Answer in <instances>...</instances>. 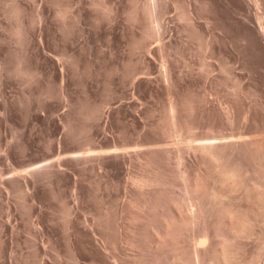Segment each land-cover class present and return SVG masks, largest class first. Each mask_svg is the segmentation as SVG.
I'll use <instances>...</instances> for the list:
<instances>
[{
    "label": "rangeland",
    "instance_id": "obj_1",
    "mask_svg": "<svg viewBox=\"0 0 264 264\" xmlns=\"http://www.w3.org/2000/svg\"><path fill=\"white\" fill-rule=\"evenodd\" d=\"M257 12L264 17V0H0V264H113L98 251L108 237L118 239L122 264H151L136 262L128 245L155 238H147V214L131 206L133 178L160 168L169 193L186 197L180 171L194 172L193 134L264 142ZM21 24L23 36L16 34ZM158 25L156 38H141ZM189 94L196 108L185 99L183 114L202 124L175 137L165 124L169 106ZM209 199L214 218L221 204ZM259 235L243 240L250 264H262Z\"/></svg>",
    "mask_w": 264,
    "mask_h": 264
},
{
    "label": "bare ground",
    "instance_id": "obj_2",
    "mask_svg": "<svg viewBox=\"0 0 264 264\" xmlns=\"http://www.w3.org/2000/svg\"><path fill=\"white\" fill-rule=\"evenodd\" d=\"M153 1L155 2V0ZM17 10H19L18 7ZM67 10L69 11V9ZM147 12L154 16V14L156 13V8H153L152 5H150ZM255 17H256L255 19H257L258 21L257 25H259L260 32L264 35L263 13L257 12L255 14ZM23 25L21 24L18 26L16 30L17 32L16 34H21L23 36L24 31H27L24 28L25 25L24 26ZM151 27L150 29L152 32ZM155 27L153 28V32H152L153 34L149 32L150 30L149 31L147 30L148 32L144 33V36L142 35L141 38L143 37L142 39H146V38H150L153 35L156 38L158 34H161L162 29L160 30L159 25L158 28ZM251 34L249 37L248 35L247 37H245L246 34H244L243 40L245 41V45H247L246 43L248 41L251 42L252 39L250 38ZM213 37L214 38L212 40H210L209 42L207 41V43L209 45L212 44V46H214V43L218 38L216 35H214ZM258 42L260 43V41ZM230 43L233 44L234 42L231 41ZM253 43L254 42H252V44ZM252 44H250V46ZM247 46L249 49L250 46L249 45ZM165 48H166L165 44L164 45L162 44L160 46V52H161L160 55L162 56L161 58H163V63L161 64L162 67L163 65L164 67H166L165 69L167 71L166 76L164 78L166 79V81H168V84H166L168 94L173 95L174 94L173 86L176 87V84L173 85L175 81L173 75V68L171 67L170 63H168L167 56L165 55L166 52ZM69 60L72 59L70 58ZM22 67H20L19 69L18 66L17 72H19V74H21ZM23 72L30 73L27 71H22V73ZM190 95L191 94H189V96L186 95L185 98H182L181 96L177 95V97L175 96L176 99H174V101L172 100L170 103L169 112H168L169 115H167L166 117L168 122L165 121L166 122L165 124L166 125L167 123L169 124L170 130L173 133V136L175 134V137L177 136L176 133L178 132L181 133V131L183 132L185 128L188 129L192 127L193 130L194 127L197 124H199L197 119L195 118L190 119L188 118L189 115L186 117V115L183 114V107H184L183 104L187 101L185 99H188V101L190 102L189 103L190 109L196 108V107L193 108V105L195 104L194 101L196 96L193 98L194 94H192V96ZM92 109L94 111L96 110L93 107L92 108L90 107V110ZM97 111L98 110H96V112ZM252 111L251 109H249L245 114V119L247 123L249 122L251 123L254 120ZM192 112H194V110ZM228 113L226 114L229 115L228 118L229 121L230 119L233 120L234 119L233 114H230L229 110ZM96 114L97 113L94 114L92 113L93 115L92 117L93 118L96 117L95 116ZM194 114L195 113H193L192 115ZM203 119H205V117ZM200 124H202V122ZM212 126L215 127V123H213ZM171 132H169V134H171ZM239 136L240 138L234 139L233 137H231V139L229 140L227 138L225 139L222 136L220 137L219 134L213 133V135L193 134V136L189 138L191 139V141L188 142L189 145L187 144L189 149L188 152H190V154H193L195 156L196 159H194V161L196 160V162L193 165L194 166L193 173L192 171L189 172L188 170L189 168L187 169L185 166H184L185 168L183 167V169L180 171V175L184 180L183 182H184L185 193L188 194V196L186 197H184L185 194L184 196L179 194L178 195L174 194V190H173V194L169 193L170 189L168 191L167 186L168 185L171 186L172 184L167 180L168 179L167 176H165L163 170L160 168L159 170L155 168V170L153 169L150 171L148 167V171L138 174L133 178L134 189L131 197L132 198L131 206L136 210L137 209L142 210L143 212L141 213L147 214L145 216L148 219V225H149L148 227L150 228V230H147L149 231L147 238H149V236L155 237L151 240L149 239L146 240L144 244H142V242L139 243L140 241L139 242L135 240L129 241L128 245L130 246L129 248L131 249L130 253L136 256L134 257L136 262H137L136 258L140 257V259L138 260L144 259L145 261H148V263L150 262L151 264H250L249 262L245 261L246 260L245 258L243 259V257L245 256V248H243V244L246 243V241L243 240L244 238L247 239L253 237L254 235H259V234L264 235V229L258 228L261 222H264V142L257 140V138L252 139L250 137L251 138L250 139L246 136L247 138L245 137L246 139H244L242 135L243 137L242 139L241 135ZM101 153L98 152L97 155H101ZM146 153L148 155L150 152H146ZM148 156L149 157L147 158H150L151 155ZM152 158L154 159V157ZM179 158H180L179 160L180 164H183V160H184L183 151H179ZM147 164L151 165L153 164V161L151 159H148ZM193 166L191 168H193ZM181 168L182 167H180V169ZM253 175L255 176V178ZM191 194H194V197L193 195L191 196ZM208 198L214 201V202L211 201L209 203L212 206H214L213 203L221 204L220 208H217L218 213H215L214 218H209L208 215L210 216L211 214L209 213L207 214L208 208L206 206L209 207V205L206 204V199ZM224 198L226 199L224 200ZM218 204H216V206ZM209 209L212 210L213 208L209 207ZM135 214H132L134 216V219L137 220L139 217H141L140 215H135ZM144 217L142 216L143 219H145ZM190 227L191 228L193 227L191 231H189ZM218 236H221L222 238L219 241L216 240ZM108 238L106 241L107 243L105 242L106 244L104 243L102 246L101 245L98 246L99 247L98 251L104 256L106 260L110 261L111 263L122 264L123 255H121V253L119 252L120 244L116 242L118 241V239L116 241L115 239H113L114 240L113 241ZM166 254L170 255L169 259H167L168 256H166L165 259ZM257 257L260 260V262L264 264V246H261V249L258 252Z\"/></svg>",
    "mask_w": 264,
    "mask_h": 264
}]
</instances>
